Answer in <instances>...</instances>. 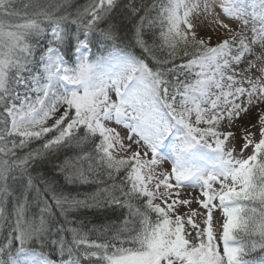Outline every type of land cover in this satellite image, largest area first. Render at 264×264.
Returning <instances> with one entry per match:
<instances>
[{"label":"snow or ice","instance_id":"snow-or-ice-1","mask_svg":"<svg viewBox=\"0 0 264 264\" xmlns=\"http://www.w3.org/2000/svg\"><path fill=\"white\" fill-rule=\"evenodd\" d=\"M71 8L72 0H0V229L8 227L0 264H264V0H88ZM117 12L135 18L129 44ZM136 47L141 56L128 50ZM252 109L256 123L241 125L236 154L233 129ZM63 148L78 150L54 165L66 181L106 177L91 203L58 194L42 176L44 189L34 183V166ZM16 174L27 178L26 191L43 192L38 215L9 184ZM183 188L199 191L203 211L180 198ZM53 205L65 220L81 207L126 212L118 224L68 228V240L50 219Z\"/></svg>","mask_w":264,"mask_h":264},{"label":"trees","instance_id":"trees-1","mask_svg":"<svg viewBox=\"0 0 264 264\" xmlns=\"http://www.w3.org/2000/svg\"><path fill=\"white\" fill-rule=\"evenodd\" d=\"M24 2H27V0H24ZM57 2H60V0H57ZM88 2V0H72L73 8L69 9V11H74L75 7H80L85 5ZM152 0H145V3L150 4ZM121 3H127V0H121ZM137 3H139V0H137ZM17 7H19L22 11L23 9V3L18 4ZM27 11H31V9H27ZM152 15H155V12H153ZM115 21L117 23L119 34L121 37V40L124 44H129L133 41L134 36V24H135V18H132L130 16H124L120 12H117V15L115 17ZM15 22V21H14ZM145 39L148 40L149 43L152 42V32L151 30L146 29L145 30ZM41 43H45V41H41ZM123 46V45H121ZM135 53L137 56H141V50L136 48L128 49ZM94 52H99L100 48L99 45H95L93 47ZM158 56L161 55V53H156ZM181 61H177V63H180ZM149 65L153 66L152 62L149 60ZM183 78V77H181ZM40 141L33 142L30 145V148H37L40 146ZM27 151V149L25 150ZM78 150L72 149V148H63L58 153L53 154L50 157L49 161H45L42 163H39L34 166L32 169V175L35 178L34 183L41 189H44V185L40 182L41 176L45 180L53 181L56 187V191L58 194L63 193L64 195H67L72 198H76L82 201H88L91 203V196L97 192L98 189L104 187V181L106 180V177L104 176H91L89 178V181L87 183H81L79 181L75 182H68L65 179V175L58 173L54 167V165L59 164L66 158L74 157L77 154ZM17 178L16 180H10L9 184L14 189L15 194L17 196H21V193H24L28 198V213L29 215H38L40 212V209L43 207V199L45 198L43 195V192H41L40 196L38 197L37 192L35 190H27L26 191V184H27V178L21 177L19 174H16ZM23 198V197H21ZM49 203H51V193L48 194L46 197ZM14 201L10 200L9 203L6 205V211L9 215L12 213V206ZM126 210L120 209L116 206L112 207H81L77 211H73L68 215L67 220H65L64 216L61 215L59 208L53 207L50 209V219L53 223V225H59L62 224L65 228V232L61 233V235H65L68 240H71V233L67 232L68 228L71 227H83L84 230L88 231L93 229L95 226L96 228H100L104 225H113L118 224L125 214ZM8 227L4 226L2 229H0V241H3L4 236L7 234ZM90 236L92 239H104V237H101L99 233L95 231H90ZM46 251L51 252L53 258H59L55 252L51 250L49 247L46 249ZM254 257L259 258L261 253L257 252L253 254Z\"/></svg>","mask_w":264,"mask_h":264},{"label":"rangeland","instance_id":"rangeland-1","mask_svg":"<svg viewBox=\"0 0 264 264\" xmlns=\"http://www.w3.org/2000/svg\"><path fill=\"white\" fill-rule=\"evenodd\" d=\"M253 2V0H241V3L248 5L251 4ZM249 11H251V9H248ZM217 11H219V9H217ZM221 19L225 20V22L229 23L233 28H237L238 24L237 22L231 20V19H227L226 17L223 16V14H221ZM207 23V22H206ZM199 34L201 36H205L207 34H210L208 32V30L206 28H201L199 30ZM248 35L251 36V33L248 32ZM220 38H223V33H220ZM217 37L216 35H213V39L211 41V43L214 45L215 43H217ZM115 95L112 94V99H115ZM256 109H252L250 110L247 114H242L240 116V118L236 121V127L233 129V131L236 134V140H235V147L237 148V153L239 152V148L241 147L243 140L241 139L242 136V130H241V125H248V124H254L256 123ZM49 123H51V121H49ZM112 127H116L118 129V131L121 132V134H125V130L120 128L119 126L112 124ZM252 131H256L255 129H252ZM258 139V136L256 137ZM127 142V141H126ZM123 155V153H121ZM251 154V147H249V149L245 150L244 152V156L246 157L247 155ZM163 168L165 169H169L171 168V164L170 162H165L162 165ZM180 198L181 199H192L193 203L191 204L190 208L191 209H197L198 211H203L202 209L199 208V205L195 202L196 198H198L200 196V193L198 190L193 189V188H183L180 189ZM178 211L183 213L185 211H189V209L185 208L184 206H179ZM213 218H214V228L216 229L217 235H219L220 231H222V228L220 227V225L222 224V215L220 213V211H215L213 214ZM198 222L200 221V218H197ZM203 226V225H202Z\"/></svg>","mask_w":264,"mask_h":264}]
</instances>
